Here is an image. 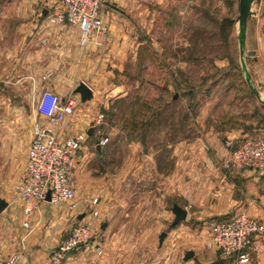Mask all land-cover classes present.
Wrapping results in <instances>:
<instances>
[{
  "label": "crops",
  "instance_id": "obj_1",
  "mask_svg": "<svg viewBox=\"0 0 264 264\" xmlns=\"http://www.w3.org/2000/svg\"><path fill=\"white\" fill-rule=\"evenodd\" d=\"M61 1L0 0V82L9 85L2 94L9 92L20 98L26 96L27 83L34 85L29 94L33 109L27 116L30 132L24 150L25 159L32 138V125L45 122L35 112L40 92L49 90L62 98L68 95L75 97L77 106L67 119L70 128L64 130L60 127L56 138L61 140L76 133L92 131L77 156L75 174L78 175L83 171L78 169L88 156V143L92 140L97 142L99 136H109L115 130L112 126L110 129L94 126L97 115L117 112L118 102L129 104L142 92L141 83L145 77L142 73L135 75L133 71L147 66L146 54H152V42L148 36L166 33L171 13L188 15L194 5L208 4L210 0H105L100 14L109 29L107 44L103 48L81 47L79 29L75 25L48 23L47 18L53 9L61 8ZM250 12L249 18L255 19V25L245 27L244 45L252 53L249 55H252L253 63L264 67V0L252 1ZM48 73L51 75L46 77ZM80 82L92 91V98L85 102L74 94ZM252 93L264 103L262 94ZM21 109H14V114H22ZM211 109L200 107L196 117L188 110L196 128L166 143L162 149H152L148 137L128 140V145L140 148L136 168L129 166L131 159L128 157L120 175L111 176L105 190L97 191L102 200L94 198L98 204L92 207L99 212L120 207L122 219L127 217L124 220L127 225L139 221L144 227L162 226L173 220V205L187 212L186 220L166 233L162 249L158 244L159 264H162L163 252L167 257L163 264H239L237 257L224 259L207 248L210 225L239 214L264 225V176L259 177L252 170L227 171L221 168V159L226 154L224 141L232 139L238 143L263 130L264 110L241 121L231 113L230 117L219 115L222 114L219 108ZM150 129V125L145 127V135L148 136ZM119 179L121 192L116 184ZM15 198L6 201V209L0 213V258L6 260L17 251L21 240L26 245L22 264L50 263L46 239L50 233H55L56 228L59 229L55 220L58 212L47 218L33 214L25 217L21 200L17 196ZM43 204L52 209L47 203L40 206ZM37 218L43 221L44 226L48 225L42 228L44 240L40 238L41 232L38 233L32 225ZM24 222L33 226V231L28 233L22 227ZM103 225L106 228L107 225ZM144 235L126 234L130 241L146 240ZM187 252H192L193 256L184 260ZM142 257L136 252L130 253L122 264H136ZM247 264H264V255L252 252Z\"/></svg>",
  "mask_w": 264,
  "mask_h": 264
},
{
  "label": "rangeland",
  "instance_id": "obj_2",
  "mask_svg": "<svg viewBox=\"0 0 264 264\" xmlns=\"http://www.w3.org/2000/svg\"><path fill=\"white\" fill-rule=\"evenodd\" d=\"M253 19L249 18L245 27L254 26ZM167 21L166 33L148 36L152 42V54H146V68L140 67L133 71V74L142 73L145 77L141 83L142 92L129 104L118 102L117 112L104 114L100 128H115L107 136L108 143L99 146L96 141H90L87 159L78 169L83 171L76 175L77 166L73 171L74 202L78 205L77 209L69 210L66 205L58 208L51 206L52 209H49L50 206L43 204L47 209L39 206L34 211L33 216H46L45 218L58 212L55 220L59 223V229L56 228L55 233H50L46 239L48 258L70 230L84 218V214H90L93 209L90 201L96 197L99 201L102 200L97 196V191L101 188L105 190L111 176L120 175L128 157L131 159L129 166L136 168L140 148L128 145L127 142L129 133H133V140L139 137L137 128L132 129L133 125H150L151 129L145 137L151 141L152 149L156 147L155 150H159L166 143L173 142L174 139L185 136L186 132L189 134L190 129L196 128L194 120H190L192 117L189 111L196 117V111L200 107L214 110L219 108V111L222 110L219 115L230 117L231 113L242 121L248 120L249 115L264 110V103L255 98L250 88L264 97V67L253 63L246 45L243 56L239 54V0H210L208 4L204 2L194 5L188 15L178 13L175 16L171 13ZM245 41L244 39V44ZM31 86L34 85H25L26 88L29 87L26 96L20 98L9 92L2 94V90L9 85L0 82V199L5 202L16 199L15 186L25 165L24 150L30 132L27 116L33 109V101L29 96ZM16 108H22L23 113L14 114ZM261 117L259 114V118ZM116 184L121 192L120 179ZM121 210L120 207L106 211L101 209L99 217L95 219V240L70 253L62 264H122L130 253L135 252L143 256L136 264H159L161 258H158V236L162 232L170 233L172 220L157 227H144L139 219L134 225H127L124 221L127 217L122 219ZM81 215L83 218L79 220ZM42 223L37 218L32 225L37 228L38 233L41 232L40 238L44 240L42 228L45 229L48 225L44 226ZM103 224L107 225L104 230L101 229ZM33 226L25 228L26 231H33ZM131 233H144L146 240L130 241L126 234ZM114 234L117 235L113 236ZM18 244L19 248L15 252L25 253V241L19 240ZM166 258L163 252L162 264Z\"/></svg>",
  "mask_w": 264,
  "mask_h": 264
},
{
  "label": "built area",
  "instance_id": "obj_3",
  "mask_svg": "<svg viewBox=\"0 0 264 264\" xmlns=\"http://www.w3.org/2000/svg\"><path fill=\"white\" fill-rule=\"evenodd\" d=\"M61 8L53 9L47 18L49 24H70L79 29L81 47L103 48L107 44L108 26L102 20L101 8L105 0H62ZM48 73L46 77H49ZM77 100L73 95L65 98L49 90H42L35 103L36 115L45 119L31 127L32 138L28 145L24 169L15 186V193L22 203L25 217L34 213L41 203L54 208L66 205L76 210L73 171L78 153L86 145V131L64 139H57L60 127L70 128L67 119L74 113ZM103 114L97 115L94 126L103 123ZM108 143L107 136H99V146ZM226 154L221 159V168L227 171L252 170L259 177L264 176V129L254 136H248L238 143L232 139L224 141ZM49 202L45 201L47 194ZM97 199L91 201L92 206ZM100 215L97 209L75 225L50 255L52 264H62L70 253L93 241L97 226L95 219ZM28 228V222L23 223ZM207 248L216 251L224 259L237 257L239 264L250 262V254L264 255V225L245 214L235 215L227 220L215 221L210 225ZM26 254L15 252L0 264H22Z\"/></svg>",
  "mask_w": 264,
  "mask_h": 264
},
{
  "label": "water",
  "instance_id": "obj_4",
  "mask_svg": "<svg viewBox=\"0 0 264 264\" xmlns=\"http://www.w3.org/2000/svg\"><path fill=\"white\" fill-rule=\"evenodd\" d=\"M254 0H239V54L240 56H243L244 54V39H245V25H246V21L247 19L251 16V12H250V6L251 3ZM248 54H252V53H248ZM251 90L257 95V93L253 90L252 87H250ZM74 94L79 95L80 97V101L81 102H85L87 100H90L92 98V91L91 89L83 82H80L78 84V86L75 88L74 90ZM177 97L175 96L174 99H176ZM91 130L88 132V135H91ZM99 149V148H97ZM50 195L49 193L47 194L45 201L49 202L50 200ZM7 207V203L0 199V213L5 210ZM171 212L173 213V220L172 223L170 225V228H174L176 227L178 224H180L181 222H184L186 220L187 217V212L180 208L177 205H173L171 208ZM83 218V215H81L78 219L81 220ZM105 225H103L101 227L102 230H104ZM166 232H162L159 237H158V244L159 246L162 245L163 240L166 237ZM193 256L192 252H187L185 255L184 260H188Z\"/></svg>",
  "mask_w": 264,
  "mask_h": 264
},
{
  "label": "trees",
  "instance_id": "obj_5",
  "mask_svg": "<svg viewBox=\"0 0 264 264\" xmlns=\"http://www.w3.org/2000/svg\"><path fill=\"white\" fill-rule=\"evenodd\" d=\"M145 127H146V125L142 126L141 124L140 125L137 124V125L132 126L133 130L137 128V132H138L137 134L139 137H136V138H138L140 140L145 138ZM132 134L133 133L128 134V136H129L128 140H133Z\"/></svg>",
  "mask_w": 264,
  "mask_h": 264
}]
</instances>
